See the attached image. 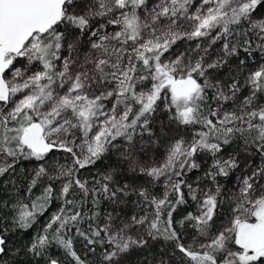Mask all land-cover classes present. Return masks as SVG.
I'll return each mask as SVG.
<instances>
[{
  "label": "snow or ice",
  "instance_id": "6c2138e0",
  "mask_svg": "<svg viewBox=\"0 0 264 264\" xmlns=\"http://www.w3.org/2000/svg\"><path fill=\"white\" fill-rule=\"evenodd\" d=\"M0 177V260L264 264V0H0Z\"/></svg>",
  "mask_w": 264,
  "mask_h": 264
},
{
  "label": "trees",
  "instance_id": "16d2710c",
  "mask_svg": "<svg viewBox=\"0 0 264 264\" xmlns=\"http://www.w3.org/2000/svg\"><path fill=\"white\" fill-rule=\"evenodd\" d=\"M181 43V42H180ZM57 158H63L65 154L63 153H57ZM115 160V157H113V161ZM109 160H104L102 164H98L97 166L82 170L81 176L85 179L92 180L93 177H98L106 168V166L110 163ZM34 167V162L25 161L22 162L21 165L18 166V171L20 174V178L24 179L27 172H30V170ZM26 182V181H25ZM0 185L6 186V179L4 177H0ZM157 193H159V188L154 189ZM36 195H39V192H36ZM109 209V205L106 202H102L100 205V208L97 210L99 211L100 215L97 218V222H101L104 218L106 211ZM128 211H132V207H129L127 209ZM191 210V209H188ZM54 202L52 206L49 208L48 212L44 214V216H41L39 218L38 224L33 226L32 230H29L28 233H10V241H9V249H14L18 247H22L23 244H26L29 239L31 238L32 234H34L35 231L39 230V228L46 223L48 216L51 212H54ZM180 216L184 214L185 209L180 208L177 210ZM91 214V213H89ZM87 224L86 221L84 224L81 225L82 230L87 231ZM84 241L82 237L75 236L73 239V244L78 252V254H81L86 258L89 262V264H95L96 257L92 254L86 253V249L84 247ZM159 243V242H157ZM97 254L100 252L99 246H96ZM167 242H163L162 244H153L150 248L144 249V250H138L136 254L132 255L130 259L128 260L127 264H154V261H158L160 258H163L165 261L169 260V257L167 255H164L166 251H169ZM51 254L55 256L58 259H65V254L62 249H59L57 247H53L51 249ZM14 253L10 252L7 257H4L3 260H0V264H27L28 257H25L23 255H15V259H13ZM70 259V258H68ZM177 260H179V253H177ZM38 264H44L43 260H40ZM172 264H176V262H172Z\"/></svg>",
  "mask_w": 264,
  "mask_h": 264
},
{
  "label": "rangeland",
  "instance_id": "374dc122",
  "mask_svg": "<svg viewBox=\"0 0 264 264\" xmlns=\"http://www.w3.org/2000/svg\"><path fill=\"white\" fill-rule=\"evenodd\" d=\"M192 43H194V42H192ZM187 45L184 43V42H181L180 43V49L181 50H183V48L184 47H186ZM157 188H159V187H157ZM159 190H160V188H159ZM59 207V202H54V209L56 210L57 208ZM157 242H159V243H157ZM164 241H156V242H152V245L153 244H162Z\"/></svg>",
  "mask_w": 264,
  "mask_h": 264
}]
</instances>
